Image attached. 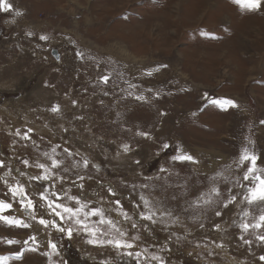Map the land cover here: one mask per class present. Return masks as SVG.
Wrapping results in <instances>:
<instances>
[{"label": "rangeland", "instance_id": "rangeland-1", "mask_svg": "<svg viewBox=\"0 0 264 264\" xmlns=\"http://www.w3.org/2000/svg\"><path fill=\"white\" fill-rule=\"evenodd\" d=\"M7 2L12 9L0 10V161L8 164L0 172V200L12 209L0 215L31 227L0 220V258H6L0 264H137L124 250L88 244L84 233L61 241L66 248L61 252L58 241L13 199L9 186L17 181L37 202V217L48 210L39 199L44 187L61 195L70 190L90 208H103L128 238L140 237L131 249L141 253L140 264H159L152 256L165 264H264V242L257 238L264 228L245 233L239 227L243 212L252 224L264 206L243 201L250 163L236 164L247 149L257 157L255 174L264 176V0L256 10L233 0ZM225 99L237 106L215 103ZM56 105L60 111L51 112ZM29 128L31 138L24 139ZM125 144L130 151L123 150ZM53 148L62 161L52 169L56 175L30 180L42 174L36 164L51 166L45 153L52 155ZM65 148L78 155L69 157ZM182 153L197 163L172 159ZM213 186L220 196L208 204L198 199ZM231 195L237 202L225 208ZM141 196L151 201L157 223L140 220L137 213L146 210ZM116 199L137 228L113 210ZM49 240L59 256L46 255ZM66 244L80 259H69Z\"/></svg>", "mask_w": 264, "mask_h": 264}, {"label": "snow or ice", "instance_id": "snow-or-ice-1", "mask_svg": "<svg viewBox=\"0 0 264 264\" xmlns=\"http://www.w3.org/2000/svg\"><path fill=\"white\" fill-rule=\"evenodd\" d=\"M234 3L240 4L242 7H246L249 10H256L261 6V0H233ZM12 9V5L7 2V0H0V10L4 12H8ZM22 13L16 12V15L19 16ZM31 35V33H29ZM41 40L47 41L49 38L47 36H40ZM78 56L82 57V53H77ZM166 67V66H165ZM151 75V73H149ZM102 81L106 84L108 83L109 77L103 76L101 77ZM138 100H144L145 98L143 96H138ZM215 103L220 104L221 106L229 105L232 107H236L234 101L225 99L222 101H215ZM60 111L59 105L53 106L51 108V112L58 113ZM261 123H264V121H261ZM33 129L29 128L27 129V132L23 134L24 139H30L31 137L28 135L31 133ZM142 136H147V133H138ZM16 135H21L19 130H17ZM58 147V146H57ZM164 148L169 147V145L165 144L163 146ZM123 150L125 152L130 151V148L127 144L123 146ZM64 152L67 153L69 157H72L73 155H78V153H73L71 150L65 148ZM56 153V148L52 149V155H49L48 153H45L46 156H49V159L51 160V166L49 167L46 164L38 163L35 166L39 169H42V174L39 176H31L29 177L30 180L35 181H49L53 178L55 173L52 172V169L60 168L62 165V161H59L54 158V154ZM174 161H189L192 163H197V161L192 157L191 155H188L186 153L178 154L172 157ZM257 157L253 154H250L247 149L243 150L239 161L236 162L237 167H244L245 162H249L250 166L247 167V170L245 171L243 175V180L247 182V184H242V196L243 201L246 202L248 205H257L258 207L264 206V176L256 175V164ZM25 166H28L29 162L27 160L22 161ZM139 163V162H137ZM89 165V160L87 157L83 158V167L87 168ZM4 166V162L0 161V167ZM77 164H73V167H76ZM65 172L68 171L67 168L64 169ZM161 171H165V169H161ZM11 172L9 171L5 175H10ZM21 175H24V173H21ZM61 180H64V177H60ZM80 180H83L84 177L80 176ZM75 183V182H73ZM5 184H7V181L5 180ZM54 187V186H53ZM80 189H83V184H80L78 186ZM144 187H147L144 185ZM9 191L11 192V195L13 199L18 198V202L21 206V209L23 211L29 212L31 218L33 220L38 219V223L40 225H43L44 228L52 227L56 229L61 234L67 236L69 239L73 238V234L80 235L81 233H84L88 239L87 243L105 247V246H111L112 248L116 249L117 251L124 250L125 254L129 257H133L136 259L137 264H140V252H133L131 249L136 247V244L134 241L139 240V236L128 238L127 232L120 226L119 221L113 220L110 216L105 215V210L103 208H96V207H89V202L86 200H83L79 195H70L69 191H63V195H61L60 192L52 191L49 192L48 187H44V190L39 192V199L44 202L42 205L46 209L50 210L49 215H54L60 219V223H57L55 220H46L43 218V216L37 217V211H36V201H34L28 194L25 186L21 184L19 181L16 182L15 186H9ZM229 191H231L229 189ZM108 193L112 196H115L116 193L114 189L109 187ZM220 196V189L216 186H213L209 193L203 194L200 198L205 204L212 202V196ZM67 198V201H72L73 204L69 205L66 201H64V198ZM64 201V202H60ZM140 201L142 202L145 211H139L137 214L142 221H148L152 224L157 223V220L155 219L157 213L156 211H153V207L151 204V201L146 199L145 197L141 196ZM237 202V198L235 195H231L228 197L227 201L224 203V207L227 208L230 204H235ZM115 205L117 206L115 211L119 213V215L123 218L124 221L129 222L131 224V227L133 229L137 228L138 225L135 221H133L132 216L124 209L123 205H121L120 200L116 199L114 201ZM137 208L140 207L139 204L136 205ZM12 209V203L7 202L5 200H0V213H3L5 211H10ZM170 213H161V215ZM217 216L221 215V211L216 212ZM249 213L247 211L242 213L241 220L239 227L242 232H248L249 229H260L264 228V212H262L261 215H259L258 220L255 223H248L244 220V217H247ZM92 217H98L96 220H92ZM0 220L5 221L11 226H17V227H31L28 223L24 222L23 220L10 216V215H0ZM104 226H107V230H105ZM217 229H219V225H216ZM261 242H264V236H258L257 237ZM29 239L36 242L35 236H30ZM241 240H244V236L241 235ZM9 244H15L19 243V241L16 240H8ZM245 243H251V241L244 240ZM25 244L28 243V241H24ZM48 246L51 249V252L46 253L51 258L52 254H55L57 256L60 255V251L58 249V246L56 243H53L51 240L48 242ZM32 251H35L36 249H31ZM146 251V249H145ZM22 253H17L16 258L21 259ZM0 259H6V258H0ZM152 260L159 261V264H165V262L158 256H152ZM261 261H264V256L260 257Z\"/></svg>", "mask_w": 264, "mask_h": 264}, {"label": "crops", "instance_id": "crops-1", "mask_svg": "<svg viewBox=\"0 0 264 264\" xmlns=\"http://www.w3.org/2000/svg\"><path fill=\"white\" fill-rule=\"evenodd\" d=\"M3 129L6 130V128H3ZM19 130H20V129H19ZM6 131L9 132L8 130H6ZM0 156H1V154H0ZM2 157H3V156H2ZM4 158H5V157H4ZM5 160H6V159H5ZM6 162H7V160H6ZM6 162L4 163V166H3V167H0V172H3V169H5V167H6L5 165L8 164V163H6ZM6 173H8V172H6ZM6 173H5V174H6ZM7 176H9V175H7ZM49 211H50V210H47V211H46L47 214H46V216H43V218H46L47 220H51L50 218H56V216H54V215H49ZM38 218H39V216H38ZM44 229H45V228H44ZM33 230H34V232H35V228H34V227H33ZM45 230H46V229H45ZM48 232L51 233V230H49ZM56 232H57V230H56ZM66 237H67V236H66ZM50 238H51V237H50ZM66 259H67V258H66Z\"/></svg>", "mask_w": 264, "mask_h": 264}, {"label": "trees", "instance_id": "trees-1", "mask_svg": "<svg viewBox=\"0 0 264 264\" xmlns=\"http://www.w3.org/2000/svg\"><path fill=\"white\" fill-rule=\"evenodd\" d=\"M67 246L68 245L66 244V247ZM68 250L70 252V260H76V257H78L76 251L73 250V248H71V247H69ZM78 258L80 259V257H78ZM82 264H97V263H88L87 261H85V262H82Z\"/></svg>", "mask_w": 264, "mask_h": 264}, {"label": "bare ground", "instance_id": "bare-ground-1", "mask_svg": "<svg viewBox=\"0 0 264 264\" xmlns=\"http://www.w3.org/2000/svg\"><path fill=\"white\" fill-rule=\"evenodd\" d=\"M56 32V31H55ZM141 33V32H140ZM64 34V33H63ZM70 35V34H69ZM175 68V67H174ZM129 70V69H128ZM57 118V117H56ZM46 128V127H45ZM47 129V128H46ZM45 129V130H46ZM51 134V133H50ZM54 173V172H53ZM35 227V229H36V231L37 232H39L40 233V236H42L43 235V232L41 231V229L39 228V226L38 225H35L34 226ZM42 229H44L42 226H40ZM42 239V238H41ZM44 241H45V237H43V239H42V243H44Z\"/></svg>", "mask_w": 264, "mask_h": 264}, {"label": "water", "instance_id": "water-1", "mask_svg": "<svg viewBox=\"0 0 264 264\" xmlns=\"http://www.w3.org/2000/svg\"><path fill=\"white\" fill-rule=\"evenodd\" d=\"M56 50V49H55ZM58 50H56L55 52H53L57 58H59V53L57 52Z\"/></svg>", "mask_w": 264, "mask_h": 264}]
</instances>
